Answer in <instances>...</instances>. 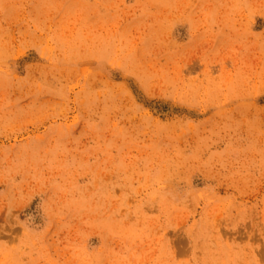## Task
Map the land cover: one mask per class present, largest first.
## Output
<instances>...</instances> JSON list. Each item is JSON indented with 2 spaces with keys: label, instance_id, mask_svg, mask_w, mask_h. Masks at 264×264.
<instances>
[{
  "label": "rangeland",
  "instance_id": "1",
  "mask_svg": "<svg viewBox=\"0 0 264 264\" xmlns=\"http://www.w3.org/2000/svg\"><path fill=\"white\" fill-rule=\"evenodd\" d=\"M0 264H264V0H0Z\"/></svg>",
  "mask_w": 264,
  "mask_h": 264
}]
</instances>
